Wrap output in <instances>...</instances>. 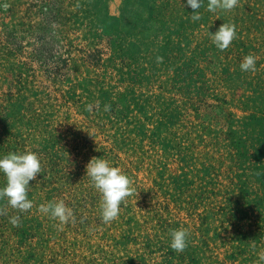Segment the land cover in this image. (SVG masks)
<instances>
[{
    "label": "rangeland",
    "instance_id": "1",
    "mask_svg": "<svg viewBox=\"0 0 264 264\" xmlns=\"http://www.w3.org/2000/svg\"><path fill=\"white\" fill-rule=\"evenodd\" d=\"M207 2L194 21L186 0H0V156L42 163L31 209L0 199V264H264V0ZM93 157L131 180L108 223ZM60 199L63 224L40 211Z\"/></svg>",
    "mask_w": 264,
    "mask_h": 264
},
{
    "label": "clouds",
    "instance_id": "2",
    "mask_svg": "<svg viewBox=\"0 0 264 264\" xmlns=\"http://www.w3.org/2000/svg\"><path fill=\"white\" fill-rule=\"evenodd\" d=\"M238 0H208L207 10L216 12L218 9L229 11L236 7ZM186 5L195 10L191 15L192 19L199 20L201 14L198 11L204 0H186ZM215 46L220 50L227 49L236 37V25L223 23L215 33H210ZM162 60V57H157ZM256 57L248 54L243 57L240 63L242 72L255 71ZM99 107V102H96ZM110 106L105 105L104 110ZM87 111L93 110V104L86 106ZM42 163L40 156L35 151L25 150L23 152H9L0 156V173L5 177L6 182L0 187V199H7V203L20 211H27L32 208L33 201L28 198L30 181L34 180L41 172ZM86 176L90 179L93 187L101 194V216L105 223L114 220L120 212L122 201L130 194L131 180L129 176L114 166L107 158L93 157L86 165ZM40 211L50 214L52 219L58 220L61 224L73 218V210L68 207L63 199L49 201L40 205ZM20 217L12 216L10 223L18 225ZM188 244V230L179 228L171 230L170 247L175 251H183Z\"/></svg>",
    "mask_w": 264,
    "mask_h": 264
}]
</instances>
